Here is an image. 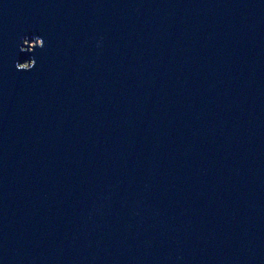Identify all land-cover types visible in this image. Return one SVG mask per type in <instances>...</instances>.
<instances>
[{
	"label": "water",
	"instance_id": "obj_1",
	"mask_svg": "<svg viewBox=\"0 0 264 264\" xmlns=\"http://www.w3.org/2000/svg\"><path fill=\"white\" fill-rule=\"evenodd\" d=\"M0 264H264V0H0Z\"/></svg>",
	"mask_w": 264,
	"mask_h": 264
},
{
	"label": "clouds",
	"instance_id": "obj_2",
	"mask_svg": "<svg viewBox=\"0 0 264 264\" xmlns=\"http://www.w3.org/2000/svg\"><path fill=\"white\" fill-rule=\"evenodd\" d=\"M36 41H41L42 43L39 46H43L42 40H36ZM27 42H28L27 40L24 41V44L26 45V47L24 49H21L22 51H31L35 48V47L28 48ZM34 64H35V61H29V62H24V63H17L15 67L17 70L29 71L34 67Z\"/></svg>",
	"mask_w": 264,
	"mask_h": 264
}]
</instances>
